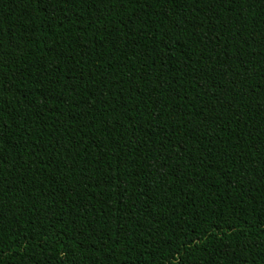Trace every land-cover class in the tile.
I'll return each instance as SVG.
<instances>
[{"label":"trees","instance_id":"obj_1","mask_svg":"<svg viewBox=\"0 0 264 264\" xmlns=\"http://www.w3.org/2000/svg\"><path fill=\"white\" fill-rule=\"evenodd\" d=\"M0 264H264V0H0Z\"/></svg>","mask_w":264,"mask_h":264}]
</instances>
